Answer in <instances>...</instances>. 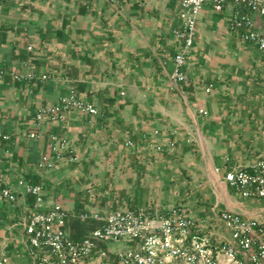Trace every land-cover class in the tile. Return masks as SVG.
Wrapping results in <instances>:
<instances>
[{
  "label": "crops",
  "instance_id": "obj_1",
  "mask_svg": "<svg viewBox=\"0 0 264 264\" xmlns=\"http://www.w3.org/2000/svg\"><path fill=\"white\" fill-rule=\"evenodd\" d=\"M32 1L34 2L36 0ZM47 1L52 2V6L49 8L48 13L46 12L47 10L44 12L39 10L38 17L32 21L28 16H25L26 18L23 17V14L30 9V6H25V3L29 2V4H31V0H0V70L7 72V75L0 79V170L5 169V175H10L15 172L18 174H24V176L27 177V173L29 174L34 171L35 163L39 157L47 153L48 134L57 129V122L49 120L46 115L42 122L38 124L33 116L41 108L55 106L58 103L59 98L67 93V90L71 85L70 81L69 83L67 82L64 72L59 68V70H56L57 76H54L55 78L51 79H49V77L51 76L50 73L52 71L50 72L46 70L45 73L48 78L45 81L44 89L40 90L38 88L40 83L35 81H37V77L44 73L40 68H42V65L48 63L45 62L46 58L44 57V59L38 52V49L46 48L44 45L48 46L51 45V43H55L58 47H63V54H68L69 57L74 60V68L72 69L75 72H78L81 65H96L93 60L97 58L100 59L99 62L102 64L104 59H109V66H113L114 63L112 60L116 59L115 57L117 55L122 57L120 56V51L125 45V54L123 57H134V59L137 60V64L130 66L136 71L134 75H131L134 79L137 77L142 79L141 76L146 74L144 71L152 70L154 64H156L158 67L156 71L161 73L164 76L163 78L168 80L170 89L180 95L181 93L185 94L188 100V104L186 105L189 109L194 110L198 107V112L200 110H207L206 108L209 107L205 106L208 103L207 101H203L198 99L197 96L195 97L194 95H191V91H195L196 86H184L181 85V83L172 81L169 77V71L164 67L165 62L163 59L159 56V62L156 61L154 55L158 56V53L165 54L164 52L167 51V46L164 44L165 40H163V38L166 35L169 36V32H164L163 34L160 33L161 31L158 29V31H152L151 33L147 26V32L152 34V36L150 39L146 38L141 26L143 25L146 27L145 24L150 18L148 17V19H146L147 17L146 15H143L142 11L139 14L134 7L135 5L132 3V0H39L41 5L43 2ZM173 1L176 6V0ZM147 12L149 14L148 16L151 17H159L161 13L159 9H153L150 12L147 10ZM224 15L225 14H221L220 16L223 17ZM16 18L18 19L17 24L20 23L24 27H18L17 30L14 29ZM174 18L172 19L173 23L171 24L172 37L173 28L179 24L176 17ZM105 19L107 20L105 21ZM222 20L223 31H221V42L214 41L219 39L216 36H212L214 39L208 37L211 40V43H208V45H205L204 49H202L198 47L199 35L196 30L191 53L186 57V73H193L196 75V79H202V82L200 83L202 85H204L203 81L207 80L210 84L206 85V82L204 86L205 88L208 86H216L219 83L223 85L227 83V81L230 82L229 84L236 85V83L242 81L240 80V75H242L243 71L237 68L238 66L236 62H232L233 59L240 57L238 54L239 46L248 49H245L247 52L242 55L244 59H250L251 57L249 54L252 51L251 56L254 58L255 56H258L259 61L264 62V60H261L259 57L261 53L254 47L252 48L249 44L241 42L237 37L230 34L227 29L226 18L223 17ZM135 21H139L140 26ZM207 26L212 27V24H208ZM106 28H108V30ZM133 28H136L139 36L135 33ZM15 37L19 42V46L15 44V41L17 43ZM138 37H140V39ZM30 40H32V44L37 46L36 50L32 44H29L27 47L25 46V42H30ZM156 40H158V44ZM78 43L80 46L77 45ZM105 43L108 44V47L103 50L104 53L101 56L99 55V57H97L96 53L97 49L99 50L98 46ZM85 44H87V46H85ZM221 45L223 49L221 48ZM77 46L79 48H76ZM84 48L88 54L80 52V50L84 51ZM170 48V56L172 59V54L174 52L173 44ZM86 69L87 68H85V70ZM51 70H53V68H51ZM88 71L89 74H92L95 70L87 69V72ZM10 73L24 75L32 74L36 78H26L20 81H14L8 75ZM58 76H60V78H58ZM245 77H247V75ZM113 85L114 84L110 85L106 90L99 93L96 92V94H92V97L87 98H84L86 97L84 96V92L91 89L92 85H90V82L85 80L82 83H79L76 87L78 95L85 100L91 101L92 99L100 98L99 105L108 107V111L103 113V115L99 114L96 116L73 109L68 110L64 114V123L66 124L64 132L67 136H71L70 146L73 149V155L77 158L76 161L72 162L73 167L77 168V170H79L80 167L82 170L88 169L85 171V174H90V171L97 168L96 165H94V160H98L96 154L98 151L97 148L99 147H107V155L109 156L107 160L113 158L115 161L118 159L120 160V168L117 172L118 186L116 187L120 199H118L117 193L113 191L114 194L112 193V195L111 193L103 192L104 194H102L101 192H98V188L95 190V188L91 186L93 181L90 182L89 180H86L82 183L85 191L87 190V193L90 195L89 199L85 200L84 205H82L81 202L73 207H70L69 205L68 208H65L70 212V215L66 220L65 228L67 232L74 237L82 236L93 226V224L87 225L75 221L71 216L72 213L74 214L73 211L79 212L83 210L111 209L115 207H127L129 205L158 206L156 205L158 203H156L154 199H150L149 195L144 192L146 187L142 188V193L139 196L140 202L137 201L136 192L138 191V188H141L142 186L140 183L141 175L145 173L148 174L151 178L150 182H154L152 174L154 172L158 173L160 169L158 168V165L154 164L155 160H153V158H147V155L152 151H155L154 148L156 145H162V149L156 153L162 157H167V159H170L169 162L174 164L172 159L180 160L185 156V152L188 151V149H191L186 142L188 141L186 133H184V137L181 138L180 143H178L177 140L175 141L173 139L174 136H172L171 131L162 133L158 125L151 123V121H153L152 117H143L145 119L142 118V120H147V126L140 127V131H138L137 135H135L136 133H130V122L132 123L133 120H130V117L123 113L122 108L125 107L124 105L126 104L131 105L132 99L128 97L123 98L120 95V92L124 93L123 89H125L130 95L131 91H139L141 88V91H143L142 93L146 94L147 101L151 106V104H153V91L155 89L157 90V88L155 87L154 89L152 83H140L138 80L135 84H123L124 87L122 86L120 90L118 85ZM221 85L218 86L221 87ZM219 87H215V89L219 90ZM147 91H149L150 94H148L149 92ZM133 95L136 96L137 94L133 93ZM248 106V109H241L240 111L242 114L240 113L239 116L234 118L230 115L227 116L226 114L214 116V131L216 129V133H219L218 124L221 123L227 124L226 127L221 126L222 133H238L239 128L234 126V124L245 123L247 125L246 130H254L256 132V138L258 139L257 148L253 150L252 146H245L240 142L237 143L238 146L236 145V147L230 149L232 154L230 150L226 153L224 156L225 158H215L214 154L211 158V165L215 169L220 166L225 167L224 163L226 160H228V165L226 167L248 165L253 161V157H255L256 153L260 150L261 152L264 150V142L260 139V133L261 131L264 132V127L261 126L262 119H259V114L257 113V111H259L258 108L256 109L258 104L252 100ZM115 107H118V110L115 109ZM151 107L156 106L154 105ZM247 111H253L254 114L247 115ZM136 118L137 117H135V119ZM161 121L167 123L170 120L166 121L165 118H163ZM189 121L193 124L194 120L189 117ZM261 127H263V130L260 129ZM193 128H198L204 137V132L209 130L206 128V125L199 122V119H197L196 125L195 127L193 126ZM209 132H212V130ZM126 133H129L130 136L125 139L124 146L130 147L129 150L126 148L125 150H121L120 148L115 150L116 147L113 142L107 144L109 143V140H116L119 136L126 137ZM4 135H7L8 137L3 138L2 136ZM227 136L229 138V135H226L223 138L226 139ZM233 138L236 139V137ZM233 138L230 136V139ZM219 139L222 140L220 142H224L220 136H215L214 142L211 144L213 151L217 148V142ZM128 142L131 143L129 144ZM169 142L173 143L172 147L168 145ZM224 144L226 145L228 142H224ZM5 152L8 154L6 156L7 159L3 157ZM225 152H227V150H225ZM251 152H254V155ZM117 156L119 157L117 158ZM129 157H131V159ZM89 158L91 159L90 162L92 164H87V162H85ZM128 160H132V162H128ZM113 173H115L114 169L111 170L112 177H114ZM123 175H125V177H123ZM28 177V180L36 178L32 175H28ZM109 179L110 178L106 180V183H108ZM134 179H136L135 184L133 183ZM208 179L206 182L208 186L213 188V192L217 197L216 203H222L224 209L237 211L244 216L256 215L264 211V207L258 210L241 209L240 204L230 198L227 186L218 174L210 172ZM50 186H52V184ZM88 188H90V191H88ZM49 192L51 191L47 190L45 198L51 194ZM121 203H124L125 206L121 205ZM48 205H51V203H48ZM8 206H12L8 211L9 215H16L17 210L15 206L13 204H9ZM5 215L7 217L9 216L7 212ZM3 232L4 231L2 230L1 233ZM109 249L111 250L112 248ZM13 250L14 249L10 251ZM88 264H98V262L97 260H94L90 261Z\"/></svg>",
  "mask_w": 264,
  "mask_h": 264
},
{
  "label": "built area",
  "instance_id": "obj_2",
  "mask_svg": "<svg viewBox=\"0 0 264 264\" xmlns=\"http://www.w3.org/2000/svg\"><path fill=\"white\" fill-rule=\"evenodd\" d=\"M176 2L179 24L173 28V68L169 72L172 81L183 83L188 79L186 57L193 47L197 16L206 7L225 14L230 34L264 52V0ZM6 75L0 70V79ZM8 75L16 81L34 77ZM45 77L42 74L38 79ZM72 109L91 115L98 113L94 102L81 98L70 86L55 106L41 108L34 114L38 124L46 115L57 122V129L48 134L47 153L35 163L36 179L12 173V185L5 174L0 175V196L17 210L16 225L22 230L19 246L31 264H88L94 260L98 264H264V219L229 209L217 210L215 205L201 216L190 215L189 209L180 204L83 210L71 216L93 226L80 237L68 233L65 225L70 212L59 204L44 203L46 183L41 172L55 168L62 160L77 159L64 132V114ZM199 112L207 114L206 110ZM168 145L172 147L173 143ZM161 149L162 145L154 148L157 152ZM221 170L228 191L239 193L243 199L264 200V150L248 165L225 166ZM2 241L0 264H10L6 255L9 243ZM119 242L124 244L122 248H108Z\"/></svg>",
  "mask_w": 264,
  "mask_h": 264
},
{
  "label": "rangeland",
  "instance_id": "obj_3",
  "mask_svg": "<svg viewBox=\"0 0 264 264\" xmlns=\"http://www.w3.org/2000/svg\"><path fill=\"white\" fill-rule=\"evenodd\" d=\"M31 2H32L31 4H29V2L25 3V6H30V9L32 11L28 9V11H26L23 14V17L26 18L25 16H28L32 21L38 17L37 15L39 10H42V12L47 10L46 12L48 13L49 8H51L52 6L51 1L43 2L42 5L39 2V0H36L34 2L31 0ZM132 3L133 5H135L134 7L137 9L139 14L142 11L143 15H146L147 17L146 19H148V17L150 18V20H148L147 23L145 24L146 27L143 25L141 26L142 27L141 29L145 34L146 38L150 39L152 36V34H149L147 32L146 29L147 26L151 31V33L152 31L153 32L158 31V29L159 31H161L160 33L163 34L164 32L165 33L169 32V36L166 35L163 38V40H165L164 44L167 46V51L164 52L165 54L158 53V56L154 55V57L156 58V61L159 62V56H160V58H162L163 61L165 62L164 63L165 69L170 72L173 68V61L170 56V49H171L170 46L173 44L174 47L175 44V40H174L175 38L172 37L171 34V24L173 23L172 19L174 17H176V19L179 22L178 10L176 7L177 5L175 6L173 0H132ZM153 9L154 10L159 9V11H161L159 17L148 16L149 14L147 10L150 12ZM221 14L223 13L215 12L209 7L204 8L199 13L196 21V30L199 35L198 47L204 49L205 45L211 43V40L208 37L214 39L212 36L214 37L216 36L219 38L214 41L221 42L220 41L222 36L221 31H223L222 18L223 17L225 18V16L223 17L220 16ZM106 20L107 19H105V21ZM15 21H16V25L14 29L17 30L18 27L19 28L24 27L20 23L17 24L18 21L17 18L15 19ZM136 23L140 26L139 21H137ZM208 24H212V27H208L207 26ZM106 29L108 30V28ZM133 30L139 36V33L136 30V28H133ZM138 38L140 39V37ZM15 40H17L16 37ZM156 42L158 44V40H156ZM15 44L19 46L18 40L17 43L15 41ZM29 44H32V40H30V42L29 41L25 42L26 47ZM77 45L80 46L79 43ZM222 45L221 48L223 49ZM32 46H34L35 50L37 49V46H35L34 44H32ZM44 46L46 48L43 49L40 48L38 49V52L40 56L46 58V59L44 58L45 62L48 63L42 65L41 66L42 68L40 69L44 71V73L46 72V70L50 72L52 71L50 73L51 76L49 77V79H51V78H55L54 76H57L56 70L57 69L59 70L60 68L61 71L64 72L67 82L69 83L70 81L71 84L70 86L77 87L79 83H82L85 80L89 81L90 85L92 86L90 90L84 92V96H86V97L83 96L84 98L92 97V94H96V92L99 93L101 91H104L112 84L118 85L119 86L118 88L120 90L123 84L124 85L125 83L135 84L137 80L140 83L142 82L152 83V87H154V89L155 87L157 88V90L156 89L154 91L151 90L153 91V104H151V106L155 105L156 107H151L149 105L147 101L148 100L147 96L146 94L142 93L143 91H141L142 90L141 88L139 91H134V92L131 91L130 95L129 92L126 91L125 89H123L124 93L120 92V95L123 98L128 97L132 99L131 105L126 104L124 105L125 107L122 108L123 113L129 116L130 120H133L132 123L130 122L131 124L130 127L131 130H129L130 133H134V134L136 133L135 135H137L138 131H140V127L147 126L146 124L147 120H142V118L152 117L153 121H151V123H155V125H158L162 133L171 131L172 136H174L173 139L175 141L177 140L178 143H180V139L184 137V133L187 134L188 141L186 142L188 146L191 147L192 150L188 149V151L185 152L186 153L185 156L180 160L172 159L174 164H171L169 162L170 159H167V157H162L158 155V153H156L157 151L154 152L152 151L147 155V158H153V160H155L154 164L158 165V168L160 169L158 173L154 172L152 174L154 182H150L151 178L150 176H148V174L145 173L141 175L140 183L142 184V186L141 188L139 187L138 191L136 192L138 202H140L139 196L142 193L143 190L142 188L146 187L147 189L145 188L144 192L147 195H149L150 199H154V201L158 203L156 205H158L159 207H167L174 204L184 205L189 209L190 215L192 216L206 214L208 211H210L211 206L214 205L217 210L224 209L222 203L219 204L216 203L217 197L213 192V188L211 186H208L206 182L210 172L214 174H218L219 177L223 180L222 170H221L223 167L220 166L219 171L217 172L216 169L211 165V158L213 157L214 154H215L214 156L215 158L224 157L232 147H236V145L238 146L237 143L240 142L245 146L248 145L252 146V149L255 150L258 145L257 144L258 139L256 138V132L254 130L253 131L246 130L247 125L245 123L234 124V126H237V128H239V132L231 133V134L222 133L221 126L226 127L227 124L219 123L218 124L219 133H216V129L214 131L215 124L213 122L214 120L213 117L221 114L223 115L226 114L227 116L230 115L232 116V118L237 117L241 113L240 110L248 109L249 108L248 104L253 100V102L258 104V107H256V109L258 108L259 111H257V113L259 114V119H262L261 126L264 127V62L259 61L258 56H255V58L251 56L252 53L251 51L249 54L251 58L249 57L250 59L248 60L244 59L242 55L243 53L247 52L245 51L246 48L239 46L238 54L240 55V57L237 59H233L232 62H236L238 66L237 68H239V70H242L243 73L242 75H240V80L242 81L240 83H236V85L229 84L230 82L227 81V83L223 85L219 83L213 87L208 86L207 88H209V90H206L204 86L207 80L203 81L204 85H202L200 84L202 82L201 81L202 79L200 78L196 79V75H194L193 73L187 74L188 77L187 81L181 83V85L196 86L195 91H191V95H194L195 97L197 96L198 99L208 102L205 105L206 107L209 106L208 108H206L207 109L206 111L208 112L206 115H203L198 112V107L195 108L194 110L189 109V107L186 105L188 104V100L185 94L181 93L180 95L170 89V86L168 85L169 84L168 80L166 78H163L164 76L158 71H156L158 68L156 64H154V68L152 70L144 71L146 74L141 76L143 81L138 77L134 79V77H132L131 75L132 74L134 75L136 71L133 67L130 66L137 64V60L134 59V57L133 58L123 57L125 54L124 53L125 45L120 51V56L122 57H119V55H117L115 57L116 59L112 60L114 63L113 66H109L108 63L109 59H104L102 64L99 62L100 59L97 58L93 60L95 61L96 65H92V64L89 65L87 64L85 66L81 65L78 69V72L73 71L72 68H74L73 67L74 60L70 58L68 54H63V50H64L63 47H58L55 43H51V45L48 46L44 45ZM85 46H87V44H85ZM98 47L99 50L97 49V53H96L97 57H99V55L101 56L104 53L103 50L108 47V44L107 43L100 44ZM76 48L79 47L77 46ZM86 49L84 51L80 50V52H82L83 54H88ZM51 68H53V70L55 71L51 70ZM85 68L95 71L92 74L91 73L89 74V71L87 72V69L85 70ZM16 74L23 75L25 76V78L27 76L19 73ZM246 75L247 77H245ZM47 78L48 77L46 76L44 79H42L41 82H39L40 86H38V88L40 90L44 89L45 86L44 84ZM58 78H60V76H58ZM12 80L14 79L12 78ZM35 82L38 83V80ZM208 84L210 83L207 82L206 85ZM218 85L219 86L221 85V87H219ZM215 87H219L220 89L216 90ZM133 93H136L137 95L135 96L133 95ZM148 94H150V92ZM99 99L100 98H95L94 100L92 99L91 101H93L97 106L98 109L97 115L99 114L103 115L105 111L106 112L108 111V107L100 106ZM115 109L118 110V107H115ZM253 114H254L253 111H247V115H253ZM188 116L190 117V119L194 120L193 124L190 123ZM135 117L137 118L135 119ZM163 118H165L166 121L169 120L170 121L167 123L162 122L161 120H163ZM197 119H199V122H202V124L206 125V128L209 129L208 131L204 132L206 140L204 135L202 136L198 128L197 129L193 128V126L195 127L196 125ZM263 127H261L260 129H262ZM210 130H212V132H209ZM260 134H261L260 139L262 140V142H264V132L261 131ZM226 135H229V138L227 136V138L224 139L223 137H225ZM129 136H130L129 133H126V137L119 136L118 138H116V140H109V143L107 144H111L113 142L116 147L115 150H118V148H120L121 150H125V148L129 150L130 147L124 146V141ZM215 136L218 137L220 136V138H222L224 142H228V144L225 145L224 142H220L222 140L219 139L217 142L218 143L217 148L214 149L213 151V147L211 146V144L212 142H214ZM230 136H232V138L236 137V139L234 138L230 139ZM70 137L68 136L69 140L71 141ZM194 147H197L199 149V155L197 156L193 152ZM97 149L98 151L96 156H98V160L96 161L94 160V165H96L97 168L90 171V174L89 173L85 174V171H87L88 169L82 170V168L80 167L79 170H77V168L73 167V163L67 160L60 161L55 168L41 172L42 174L41 179L46 183L45 194L47 193V190L51 191L49 192L51 194L50 195L48 194L49 196L45 198L44 201L45 204L48 203L53 204L56 202L57 204L62 205L64 208H68L69 205L70 207H73L74 205H78V203L80 204L81 202L82 205H84L85 200L89 199L90 197V195L87 193V190L85 191V188L83 187V183H82L86 180H89L90 182L93 181L92 183L93 185L91 184V186L95 188V190H97L96 188H98V192H101L102 194L111 193L112 195L113 192L116 193L118 192L116 187L118 186L117 172L120 168V160L118 159L115 161L112 156L110 157L113 159L107 160V158H109V156L107 155V147H99ZM225 150H227V152H225ZM230 152L232 154L231 150ZM251 153H253L254 155V152ZM259 153H261V150L255 154V157ZM3 155H4L3 157L7 159L6 156L8 154L5 152ZM118 157L119 156H117V158ZM255 157H253V159ZM129 158L131 159V157ZM90 160L91 159L89 158L85 162H87V164H92ZM128 162H132V160L131 161L128 160ZM112 169L115 170V173H113L114 177H112L111 175ZM32 173L34 174V175L32 174L33 177L37 174V172L35 171H33ZM123 177H125V175H123ZM108 178L110 179L108 180V183H106V180ZM6 179L10 181V183H12L13 185L14 177H11V174L6 175ZM135 182L136 179L133 180L134 184ZM51 184L52 186H50ZM156 187H157V191H156ZM229 193H230V198L236 201L237 203H239L241 209L258 210L264 207V200L256 199V198L251 200L243 199L239 193L236 192L233 193L231 191H229ZM118 199H120L119 196ZM21 200L22 198L19 197L18 202H21ZM9 204L10 203L8 202L6 203L5 199L1 198L0 196V206L3 208V210H5V212H7L8 215H9L8 211L10 210V208H12V206H8ZM121 205L125 206L124 203H121ZM73 212L76 215V211ZM251 216L257 220L263 219L264 211L259 214L251 215ZM7 218L8 219H3L0 217V228H1L0 240H3L2 242L4 243L6 242L11 244L10 246L12 248L10 250L14 249L13 251H6V255L10 260V263L31 264V261L25 255V252L23 254V249H22L23 247L19 246L20 245L19 237H20V232L22 230L20 226L16 225L18 221L17 215L11 214ZM74 220L76 221L77 219L75 218ZM2 230L5 231L1 233ZM121 247H123L122 242H119L115 245L111 244L108 246V248H112L111 250H116L117 248H121ZM106 250L110 252L108 249Z\"/></svg>",
  "mask_w": 264,
  "mask_h": 264
},
{
  "label": "trees",
  "instance_id": "obj_4",
  "mask_svg": "<svg viewBox=\"0 0 264 264\" xmlns=\"http://www.w3.org/2000/svg\"><path fill=\"white\" fill-rule=\"evenodd\" d=\"M256 49V48H255ZM257 51H259L258 49H256ZM260 53H261V55L259 56L260 58H261V60H264V52H261V51H259ZM45 74V73H44ZM34 78H36L35 76L33 77V79ZM37 80H38V82H41L39 79H38V77H37ZM75 87V86H74ZM69 89V88H68ZM75 89H76V87H75ZM67 92H68V90H67ZM59 101V100H58ZM104 113H106V111L104 112ZM193 152L196 154V155H199V149L197 148V147H194L193 148ZM6 161V160H5ZM224 165L225 166H227L228 165V160H226L225 161V163H224ZM5 169H1L0 170V175H3L5 172ZM24 175V174H23ZM28 175H32V173H27V179H29V177H28ZM32 179V178H31ZM6 214V212H5V210H3V208L0 206V217L1 218H3V219H8L7 218V216L5 215ZM1 221H4V220H1ZM11 244H7L6 245V251H10V249L12 248L11 246H10Z\"/></svg>",
  "mask_w": 264,
  "mask_h": 264
}]
</instances>
